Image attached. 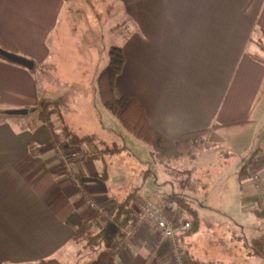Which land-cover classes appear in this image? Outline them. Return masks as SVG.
Instances as JSON below:
<instances>
[{
  "label": "crops",
  "instance_id": "crops-1",
  "mask_svg": "<svg viewBox=\"0 0 264 264\" xmlns=\"http://www.w3.org/2000/svg\"><path fill=\"white\" fill-rule=\"evenodd\" d=\"M119 1L131 29L114 44L125 57L115 97L136 96L150 125L172 142L220 127L204 138L207 144L192 143L186 148L190 152L146 171L133 165L155 163L149 148L148 159L134 156L117 170L113 165L119 154L55 138L63 123L69 125L57 110L58 99L37 100V73L50 58L64 0H0V41L33 62L30 69L0 58V264L47 259L89 264L107 247L116 252L115 264H172L169 244L154 226L131 224L145 200L157 202L172 219L190 221L185 209L168 200L171 194L185 200L200 222L196 232L178 236L191 260L228 264L238 255L241 264H257L250 253L264 227L242 244L237 231L244 228L237 217L246 212L257 216L256 196L244 177L246 162H253L264 182V63L254 58L264 59L259 50L264 45V0ZM44 96H49L47 90ZM99 105L102 110L89 118L99 126L82 136L129 151L125 140L130 135L100 100ZM103 131L110 137L100 141ZM30 144L38 147L36 155L30 154ZM218 156H232L234 165L223 180L229 187L214 197L199 192L205 185L196 176H205ZM72 175L112 218L118 203L133 194L128 227L97 220ZM82 227L93 237H76ZM132 228L134 234L127 235Z\"/></svg>",
  "mask_w": 264,
  "mask_h": 264
},
{
  "label": "rangeland",
  "instance_id": "rangeland-1",
  "mask_svg": "<svg viewBox=\"0 0 264 264\" xmlns=\"http://www.w3.org/2000/svg\"><path fill=\"white\" fill-rule=\"evenodd\" d=\"M64 3V14L61 23L51 40L52 52L50 58L48 62L44 63L45 66L37 73L39 84L37 100L40 103H44L46 99H58L59 104L57 110L64 113L63 117L70 128L65 123H63V126H66L73 135L85 137L86 135H82L88 129L92 130L93 127L99 126V123L89 119L91 118V114L97 115L96 111L102 110L100 109L97 91L95 90V78L107 63V51L109 47L117 44L123 36H126L128 30L131 29V25L128 22L130 19L119 0H65ZM259 48L262 51L261 55L264 56V45L261 44ZM48 79L50 80L48 81ZM46 90L49 95L47 97L44 96ZM64 98L66 101L61 103L60 101ZM86 111L88 113L85 115ZM1 115L2 113L0 112ZM112 116L115 118L113 114ZM105 118L103 115L104 120ZM80 120L81 123H79ZM123 131L125 132L124 129ZM109 137L110 133L103 131L100 141H105ZM129 138L130 141L125 140L129 151L124 152L121 150L119 153L114 154H119V158H117L119 159L118 163L113 165L117 170L135 160L134 156L138 159L149 158L147 154L148 147L135 140L132 136ZM189 139V142H186L185 139L180 141L181 146L178 147L177 153L190 152V149L186 148L190 147L192 143L196 145L207 144V142H203L204 137L196 136L189 137ZM95 143L99 148H101V145H104H100L97 140ZM136 146H139L140 149ZM118 147L119 149L121 148L120 146ZM191 148V152H193L195 147ZM65 153H61V157H65ZM216 160L217 162L211 165L206 172H203L206 174L205 176H201L199 173L196 176V178L200 176L201 183L205 185L204 188L201 187L199 189V192L214 197H217V194L224 187H229L227 183H223V180L230 176L234 165L232 156H218ZM155 165L157 164L149 163V165H140L138 167L133 165V168L140 167L141 170L146 171ZM170 166L175 167L173 163ZM74 179L77 178L73 176L70 180L75 182ZM75 184L78 187L81 197L82 191L88 194L82 183L75 182ZM144 202L154 203L155 201L145 200ZM155 203L159 205L157 202ZM85 205L89 209L86 203ZM159 207L161 208L160 205ZM215 219L218 220L221 218L215 217ZM111 220L113 219L111 218ZM184 221H187L190 226L183 230L181 225H179V233H185L191 228L190 221L182 220L181 223ZM237 221L244 228V231L237 229V239L242 244H245L243 238L251 235L255 237L256 233H258L257 229L264 227V220L252 213L246 212V214L238 216ZM246 243H248L247 239ZM181 246L183 248V254L189 259L186 258L185 260L189 262L190 258L187 256L182 243ZM171 255L169 251V256L171 257ZM227 258L228 256L225 257V259ZM235 261V263L230 262L228 264H241L240 262L243 261V257L237 255ZM171 262L172 264H178L173 255ZM189 264H192L191 261Z\"/></svg>",
  "mask_w": 264,
  "mask_h": 264
},
{
  "label": "trees",
  "instance_id": "trees-1",
  "mask_svg": "<svg viewBox=\"0 0 264 264\" xmlns=\"http://www.w3.org/2000/svg\"><path fill=\"white\" fill-rule=\"evenodd\" d=\"M65 1V0H64ZM126 40V38L124 39ZM11 53L17 55V53L0 41V52ZM0 58L7 60L1 53ZM258 61L264 63V59L259 57H254ZM9 61V60H7ZM11 62V61H10ZM14 63V62H13ZM125 63V57L123 54V48L121 46L112 45L109 47L107 52V63L104 69L99 73L95 81V89L97 91L101 105L110 111L116 118L118 124L132 136L135 140L139 141L143 145L147 146L150 150V155L153 161L157 164L167 165L169 162L177 159L180 154L178 147L181 146L180 141L184 140L189 142V137H204L205 139L209 134L220 126L212 125L209 128L195 133L182 136L176 141H170L158 133L150 125L146 112L142 105L140 104L137 97L132 94L123 95L120 98L114 96L115 82L118 76H120L123 66ZM48 108L49 104H44ZM47 111V109H46ZM48 116V115H47ZM55 138H62L70 146H82L84 144H95V138L93 136L79 137L73 135L66 126H62L59 133L53 135ZM95 141V142H94ZM38 147L34 145H29V152L32 155H36ZM122 149L114 144L108 145L104 144L103 149H99V153H104L106 155H114L119 153ZM244 174V173H243ZM135 199L133 194H130L125 200L118 203L116 212L113 215V221L119 225L121 228H127L131 220V209L130 205ZM168 200L171 202H176L182 209H185L190 218L191 228L185 233L190 234L196 232L199 229L200 222L193 210L190 209L189 205L185 200H180L175 194L168 196ZM257 216L263 217L259 211H256ZM117 233H122L117 231ZM125 234V232H123ZM86 236L90 239L93 237L90 235L86 228H79L76 232V237ZM251 253L255 259H258L257 264H264V234L257 237L251 248ZM116 252L107 247L101 252L98 257L89 264H115ZM192 264H197L195 260H191ZM34 264H62L53 259L41 260Z\"/></svg>",
  "mask_w": 264,
  "mask_h": 264
},
{
  "label": "built area",
  "instance_id": "built-area-1",
  "mask_svg": "<svg viewBox=\"0 0 264 264\" xmlns=\"http://www.w3.org/2000/svg\"><path fill=\"white\" fill-rule=\"evenodd\" d=\"M244 177L246 183L253 189L256 196V207L259 212L264 215V182L260 176L256 173L252 161L245 163ZM76 183H80L74 179ZM82 191V190H81ZM82 200L87 204L89 209L95 213V218L99 221L111 220L112 214L96 200H94L89 194L82 191ZM139 212L131 220V224L134 227H138L144 223H148L151 226L157 228L159 237L163 241H167L169 244V251L173 255L176 263L178 264H189L188 258L183 254V248L179 241V232L177 230L178 224L181 225L182 229L189 228V223L184 221L181 223L178 219H172L169 215L162 210L159 205L155 202H139ZM135 230H128L127 235L132 236ZM171 255V257H172ZM188 260H185V259Z\"/></svg>",
  "mask_w": 264,
  "mask_h": 264
},
{
  "label": "water",
  "instance_id": "water-1",
  "mask_svg": "<svg viewBox=\"0 0 264 264\" xmlns=\"http://www.w3.org/2000/svg\"><path fill=\"white\" fill-rule=\"evenodd\" d=\"M0 53L3 56H5L7 59H9L11 62H14L16 64H20V65L25 66L27 68H32L33 67V62L28 61V60L22 58L21 56L14 55V54H11V53H6V52H3V51H1ZM14 113H19V112L16 111Z\"/></svg>",
  "mask_w": 264,
  "mask_h": 264
}]
</instances>
